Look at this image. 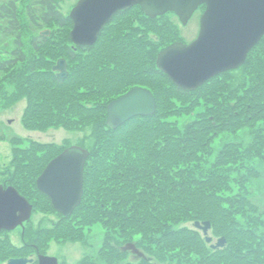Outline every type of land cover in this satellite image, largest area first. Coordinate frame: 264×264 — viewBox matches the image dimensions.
<instances>
[{
    "label": "trees",
    "instance_id": "obj_1",
    "mask_svg": "<svg viewBox=\"0 0 264 264\" xmlns=\"http://www.w3.org/2000/svg\"><path fill=\"white\" fill-rule=\"evenodd\" d=\"M133 10L118 13L93 47L73 44L64 48L69 69L67 78L60 79L52 70L37 72L30 65L24 77L16 81L21 92L28 95L25 113L28 127L96 126L94 148L85 167L82 204L71 216L59 213L63 220L59 226L70 220L77 221L81 228L100 225L106 231L107 240L113 241L116 237L112 236L117 235L122 244L141 236L144 242L159 248L162 259L177 260L179 264H264V259L261 260L264 236L261 235L260 250L255 252L250 243L259 244L260 235L237 218L238 214L247 217L249 211L259 207L245 194L233 195L234 189L230 186L241 147L226 145L227 151L207 166L214 139L223 132L234 133L242 125L243 121L234 116L235 111H245L249 120L257 117L264 121L261 85L236 106L224 109L215 103L210 105V109L199 113L182 130L178 122L170 120L179 110L174 97L177 94L187 97L194 92L174 85L159 69L160 53L156 45L148 39L147 32L132 27ZM25 12L36 51L50 41L48 35L36 36L37 31L74 26L55 0H28ZM139 19L146 31L155 30L153 22L157 18ZM142 31L144 34L140 35ZM0 35L12 40L14 45L8 58L0 61L1 72L14 71L19 64L30 62L24 48L18 0H0ZM141 86L154 94L157 112L150 117H134L120 128L112 129L106 123L108 105ZM24 153V149L16 148L14 177L21 179L25 175L24 179L36 183L49 162L42 166L41 158ZM237 183L244 189V181ZM18 185V190H22ZM20 193L28 200L31 198L24 191ZM36 194L55 210L48 195L41 193L38 186ZM192 221H210L211 232L223 235L227 245L213 249L195 225L193 228L182 226ZM68 230L73 234L65 230V238L79 236L73 229ZM247 252L254 256L248 258ZM224 253L226 257L214 261Z\"/></svg>",
    "mask_w": 264,
    "mask_h": 264
},
{
    "label": "rangeland",
    "instance_id": "obj_2",
    "mask_svg": "<svg viewBox=\"0 0 264 264\" xmlns=\"http://www.w3.org/2000/svg\"><path fill=\"white\" fill-rule=\"evenodd\" d=\"M55 1L60 11L70 16L72 9L81 0ZM18 3L24 48L30 62L19 64L14 71H0V185L17 188V184H19L20 189L31 196L29 201L35 205V209L32 219L25 223L23 228L19 227L12 232L1 233L0 264H8V261L13 258L36 257L38 252L43 255H54L59 258L61 264H81L85 260H88L86 264H179L177 260L162 259L158 252L159 248L144 242L141 236L122 244L123 240L119 239L117 235L112 236V238L116 237L113 241L107 240L106 231L100 225H93L91 229L89 227L81 228L77 221L70 220L64 224L69 225L68 227L59 226L63 221L61 216L57 211L51 209V205L45 198L36 194V183L24 179L25 175L21 179L18 177L15 179L13 158L16 154V148L17 150L24 149V154H35L37 158H41L44 161L43 166L55 154L63 151L65 147L81 145L92 150L96 130L95 125L75 129L65 126L40 129L35 126L28 127L26 124L25 113L29 106L28 95L21 92L16 81L24 77L27 70H30V65L37 72L48 73L52 70L57 73L53 68L59 60L64 58L68 62L64 48L73 45L71 41L73 27L71 29L69 27L59 29L58 26H54L37 31L36 36L48 32L50 41L45 47H40V50L36 51L32 47L31 40L34 36L29 31L30 25L25 12L28 0H18ZM133 8L134 10L130 15L132 27L147 32L145 34L156 45L158 54L175 42L192 43L196 41L201 30V16L206 11V8H200L187 25H183L174 12L161 15L153 22L155 30L150 28L149 32L146 31L139 19L146 17L143 9L139 5ZM143 31L140 35L144 34ZM13 50V41L0 35V61H5L8 58V52ZM247 60V63L242 67L225 72L210 80L203 87L204 90L202 88L187 97L177 94L174 97V102L179 109L178 114L171 117L170 120L178 122L179 127L185 130L189 123L196 120L199 113L207 111L210 109V105L214 103L215 106L219 105L228 109L227 106L233 107L238 104V101H243L244 98L248 99L252 95L253 89L260 85V90L264 92V39L253 48ZM260 104L264 106V101ZM251 108L250 106L249 109ZM244 112H240L238 109L234 113L236 118L243 121L236 132H223L214 139L212 155L208 159L207 166L210 167L221 152H226L227 147L231 144H238L241 147L240 160L232 175L230 186L234 189L233 195L245 194L253 205L259 207V209L249 211L247 217H244L243 214L237 215L244 226L251 227L260 235L259 244L256 241L250 243L255 247V252H258L259 246L263 244L261 242H263L262 236H264V121L250 116L251 120H249ZM241 180L244 181V189L237 183ZM22 190L20 191L23 192ZM228 195L231 194L228 193ZM248 209L251 208L247 207ZM194 225V221L182 224V226L189 228H193ZM68 229H73L72 231L78 233L79 236L74 234L72 238H65V230L69 231V234H73ZM210 236L213 237L214 243L223 237L220 233L211 231ZM116 244L117 246L121 245L117 247ZM253 256L251 253L247 254L248 258ZM194 257L198 259V255L194 254ZM223 257H226L225 253L214 261ZM262 259L264 256L261 257Z\"/></svg>",
    "mask_w": 264,
    "mask_h": 264
},
{
    "label": "water",
    "instance_id": "obj_3",
    "mask_svg": "<svg viewBox=\"0 0 264 264\" xmlns=\"http://www.w3.org/2000/svg\"><path fill=\"white\" fill-rule=\"evenodd\" d=\"M140 5L146 15L157 18L175 12L187 25L202 5L200 33L191 44L176 42L162 50L157 58L159 69L174 85L184 91H197L210 79L223 72L242 67L253 48L264 38V0H81L71 11L74 23L72 41L80 47H93L105 27L114 17ZM48 35V32H44ZM60 79L67 78V61L61 58L53 68ZM154 94L136 87L108 105L107 124L118 129L134 117H150L157 112ZM90 150L80 145L66 148L44 169L38 178L40 192L51 199L54 209L65 217L71 216L82 204L85 167ZM34 205L14 187L0 185V235L12 231L32 219ZM207 243L210 221L196 222ZM225 237L219 238L213 249L224 248ZM39 264H59L58 258L40 254ZM28 258H13L8 264H30Z\"/></svg>",
    "mask_w": 264,
    "mask_h": 264
},
{
    "label": "flooded vegetation",
    "instance_id": "obj_4",
    "mask_svg": "<svg viewBox=\"0 0 264 264\" xmlns=\"http://www.w3.org/2000/svg\"><path fill=\"white\" fill-rule=\"evenodd\" d=\"M202 7H203V8H206V6H201L200 8H202ZM200 8H199V9H200ZM199 9H198V10H199ZM198 10H197V11H198ZM197 11H195V13H196ZM194 15H195V14H194ZM194 15H193V16H194ZM193 16H192V17H193ZM191 20H192V19H191ZM191 20H190V21H191ZM190 21H189V22H190ZM189 22H188V23H189ZM200 23H201V21H200ZM37 251H39V250H37ZM37 254H38V255H37L36 257H30V258H28L29 260H32V263H30V264H39L38 260H39V256H40V254H39V252H38ZM47 255H48V254H47ZM47 255H46V256H47ZM49 256H54V255H49ZM54 257H55V256H54ZM58 261H59V258H58ZM59 264H61V261H60Z\"/></svg>",
    "mask_w": 264,
    "mask_h": 264
}]
</instances>
